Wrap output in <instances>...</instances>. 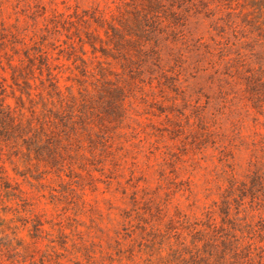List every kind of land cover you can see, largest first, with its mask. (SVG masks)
Masks as SVG:
<instances>
[{
    "label": "rangeland",
    "instance_id": "obj_1",
    "mask_svg": "<svg viewBox=\"0 0 264 264\" xmlns=\"http://www.w3.org/2000/svg\"><path fill=\"white\" fill-rule=\"evenodd\" d=\"M263 32L260 0H0V264H264Z\"/></svg>",
    "mask_w": 264,
    "mask_h": 264
},
{
    "label": "trees",
    "instance_id": "obj_2",
    "mask_svg": "<svg viewBox=\"0 0 264 264\" xmlns=\"http://www.w3.org/2000/svg\"><path fill=\"white\" fill-rule=\"evenodd\" d=\"M146 1H147V6H149V8L152 7L156 8L161 4L163 5L164 1H168V0H146ZM260 4L264 7V0H260ZM113 31H117V30L113 28ZM262 37L264 39V32L262 33ZM29 124L32 125V123ZM23 126H24L23 119L15 115V112L10 107V105H5V102L0 103V137H4L5 135L12 133H18L19 129H22ZM2 177L3 178L5 177V166L3 164H0V178ZM57 264H64V263L58 262ZM75 264H82V263L77 262ZM184 264H204V262H200L196 259H192L191 261L185 260Z\"/></svg>",
    "mask_w": 264,
    "mask_h": 264
}]
</instances>
